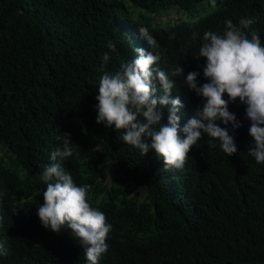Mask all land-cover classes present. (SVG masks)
Wrapping results in <instances>:
<instances>
[{
  "label": "trees",
  "instance_id": "obj_1",
  "mask_svg": "<svg viewBox=\"0 0 264 264\" xmlns=\"http://www.w3.org/2000/svg\"><path fill=\"white\" fill-rule=\"evenodd\" d=\"M259 80L264 0H0V264H264Z\"/></svg>",
  "mask_w": 264,
  "mask_h": 264
},
{
  "label": "clouds",
  "instance_id": "obj_2",
  "mask_svg": "<svg viewBox=\"0 0 264 264\" xmlns=\"http://www.w3.org/2000/svg\"><path fill=\"white\" fill-rule=\"evenodd\" d=\"M216 55L217 59L220 63L217 65L218 70L212 66L211 72L205 77H201L200 81L203 83L200 86L201 91L204 93L211 94L213 100H215L221 90L225 87V85L233 80L236 75L241 73V69L243 64L238 61H233L232 57H229L228 53L225 50H219V53L213 54ZM260 65L256 63L250 73H261L263 69L259 67ZM249 80V78H248ZM260 83H264V80H259ZM173 95L180 101H183V96L180 93H173Z\"/></svg>",
  "mask_w": 264,
  "mask_h": 264
},
{
  "label": "rangeland",
  "instance_id": "obj_3",
  "mask_svg": "<svg viewBox=\"0 0 264 264\" xmlns=\"http://www.w3.org/2000/svg\"><path fill=\"white\" fill-rule=\"evenodd\" d=\"M213 10V6L212 4H206V5H202L201 8L197 11L198 12V16L194 19H198L199 16H203L207 13H210ZM136 14H141V10L140 11H135ZM144 13V12H143ZM189 21V19L186 16H183V19L181 20V16L177 13L174 12H170L167 14H163L160 17H156L155 21L157 24H165L168 21L171 22H181V21Z\"/></svg>",
  "mask_w": 264,
  "mask_h": 264
}]
</instances>
